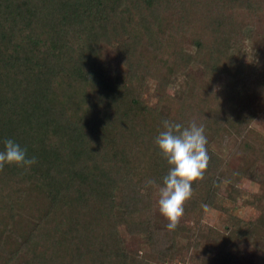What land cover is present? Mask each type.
Returning <instances> with one entry per match:
<instances>
[{
	"label": "trees",
	"instance_id": "16d2710c",
	"mask_svg": "<svg viewBox=\"0 0 264 264\" xmlns=\"http://www.w3.org/2000/svg\"><path fill=\"white\" fill-rule=\"evenodd\" d=\"M255 18L264 32V0H0V148L13 138L37 158L0 168V264L163 263L190 247L195 264H237L234 252L264 264V194L249 195L258 214L243 220L218 193L226 183L233 204L248 196L241 178L264 183L252 126L264 63L229 56L247 51ZM165 119L202 124L210 157L174 230L152 203L170 167L154 142ZM120 226L147 248L128 249Z\"/></svg>",
	"mask_w": 264,
	"mask_h": 264
},
{
	"label": "clouds",
	"instance_id": "9594fccd",
	"mask_svg": "<svg viewBox=\"0 0 264 264\" xmlns=\"http://www.w3.org/2000/svg\"><path fill=\"white\" fill-rule=\"evenodd\" d=\"M162 125L163 128L155 136L154 142L170 167L162 178L158 206L160 213L168 220L167 229L174 230L184 214L185 201L192 195V182L203 177L210 157L202 124L192 122L184 126L165 119ZM2 144L0 168L16 165L27 169L37 162V158L29 156L27 148L22 147L15 139L5 138ZM155 183L152 179L146 181L147 185Z\"/></svg>",
	"mask_w": 264,
	"mask_h": 264
},
{
	"label": "rangeland",
	"instance_id": "374dc122",
	"mask_svg": "<svg viewBox=\"0 0 264 264\" xmlns=\"http://www.w3.org/2000/svg\"><path fill=\"white\" fill-rule=\"evenodd\" d=\"M196 26L197 23L199 22L197 19H194L192 21ZM263 21H259L257 18L252 20V22H249L244 26L243 31H245L244 37H247V51L245 50H240L239 46H235L234 44L229 47V56L230 58L236 59L237 57L239 58L240 61H244L246 58L250 59L251 61L254 59L258 62L264 63V32H263ZM246 35V36H245ZM184 40V48L187 50L193 49L191 48V44L189 41V38L185 36ZM258 56H255V55ZM260 57V58H258ZM202 59V58H200ZM171 60H167L166 63L164 62L162 65L159 66L157 73L160 77L163 79H168L169 78V71L171 67ZM194 71L189 69L188 73L187 72H180L176 77L170 78V84L167 87V90L171 93L177 94L179 93L184 84L186 83L187 79L189 76L193 73ZM196 73V72H194ZM155 81L151 79H147L144 87V96L147 98L149 102H152L154 99L151 96V91L153 90ZM263 98H262V97ZM260 98L257 97L259 105V111L258 115L252 122V126L264 133V113L261 111V108H264V96L261 94ZM225 140H223L224 143ZM223 156L225 159L230 162L231 166L237 164L236 158L234 159L233 156H228V154L223 151ZM262 171H264V165L261 166ZM241 189H243L248 196L244 197L240 201L231 204L230 201H228L226 195H227V190L228 187L226 183H223L221 187L219 188V195L222 197L220 199L221 204L225 206H230L234 210V212L241 217L243 220L254 218L258 214V210L254 208V206L248 204L245 202L251 201L250 199V194H264V183H257L255 181H251L245 178H241L239 181V184H237ZM160 188V187H159ZM159 188H157L159 192ZM158 200L159 198L154 195L152 199V203L154 204L155 207H158ZM223 214L219 212L215 208H208L204 214V221L205 223L209 225H218L219 222L223 220ZM245 222V221H244ZM185 223L187 225H190L189 220H185ZM244 224V223H243ZM245 225V224H244ZM120 236L122 238V241L124 242L125 246L128 249H137L138 251H143L147 248V240L142 237V236H137V237H132L130 236L127 232L126 229L123 226H120L119 228ZM264 236V232H263ZM193 252L192 247H190L185 253L184 256L182 257H175L172 261H165L163 263H158V262H152L151 264H195V262L191 259V254ZM236 253L237 255V264H249L252 262V258L250 254H245V253Z\"/></svg>",
	"mask_w": 264,
	"mask_h": 264
}]
</instances>
